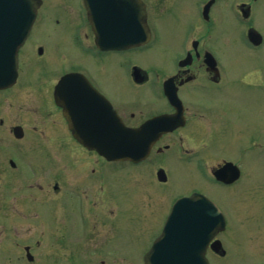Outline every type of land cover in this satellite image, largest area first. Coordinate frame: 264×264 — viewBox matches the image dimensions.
<instances>
[{
    "label": "flooded vegetation",
    "instance_id": "1",
    "mask_svg": "<svg viewBox=\"0 0 264 264\" xmlns=\"http://www.w3.org/2000/svg\"><path fill=\"white\" fill-rule=\"evenodd\" d=\"M34 1L38 12L19 50L17 80L0 87L5 255L15 248L31 264H145L153 244H143L146 224L163 222V229L177 199L200 193L218 205L226 225L214 232L206 257L210 264L232 260L238 242L225 233L230 210L238 217V178L231 180L238 175V123L255 129L246 138L251 148L264 147V77L253 81L263 90L259 98L244 103L256 112H239L238 60L225 55L243 32L262 34L255 16L264 0H141L151 40L107 52L96 46L83 0ZM75 16L83 24L78 36L70 28L57 33ZM74 72L81 74L68 85L76 90V139L55 97L62 77ZM164 115L172 124L152 127L167 131L140 162L108 161L80 142L78 132L107 129L114 116L138 129ZM228 163L223 177L231 182L218 180L216 172ZM174 167L177 178L187 174L193 184L169 205L158 189L173 195Z\"/></svg>",
    "mask_w": 264,
    "mask_h": 264
},
{
    "label": "water",
    "instance_id": "2",
    "mask_svg": "<svg viewBox=\"0 0 264 264\" xmlns=\"http://www.w3.org/2000/svg\"><path fill=\"white\" fill-rule=\"evenodd\" d=\"M92 0H86L91 5ZM101 6L100 15L93 20L94 28L99 37L98 45L103 50L120 49L131 45L146 42L148 34L143 20L146 12L143 5H135L131 0L123 2V30L122 35L112 33L108 0H97ZM100 7V6H99ZM36 14V5L31 0H0V28L8 30L11 40L0 41V86L12 84L17 76L18 56L17 51L27 36ZM26 31L23 32V29ZM66 83L76 84V74L67 75L60 83L59 88ZM60 90V89H59ZM58 95V92H57ZM74 104L67 105L66 114L71 128L76 132V94L71 95ZM166 124V125H164ZM172 123L168 116L157 117L142 129L128 130L118 121L113 120L110 128L104 131H92L87 139H82L85 144L98 151L109 160L144 158L158 132L151 130L153 125L170 126ZM162 127V126H160ZM83 132H79L82 136ZM161 133V131H160ZM88 135V134H87ZM221 172L217 175L220 176ZM240 170L238 169V179ZM205 213V220L210 222L208 227L198 228L188 224V221L200 219L201 213ZM202 213V214H203ZM216 220H221L216 206L206 197L195 194L190 198L179 200L163 234L155 242L154 246L145 258L146 264H207L204 259L205 248L208 244L212 225ZM203 229V230H202ZM202 230V231H200ZM197 235L202 238L200 241Z\"/></svg>",
    "mask_w": 264,
    "mask_h": 264
},
{
    "label": "rangeland",
    "instance_id": "3",
    "mask_svg": "<svg viewBox=\"0 0 264 264\" xmlns=\"http://www.w3.org/2000/svg\"><path fill=\"white\" fill-rule=\"evenodd\" d=\"M262 3L255 16V25L262 31L264 36V1ZM186 18H189V16H186ZM77 24L75 16L74 19L63 20L56 27V31L62 36L61 30L64 31L65 28H70L69 31L75 32L76 36H78L83 24ZM51 26L54 25L50 23ZM38 27L44 28L47 26L41 23ZM87 33L88 31H82V35ZM38 37L40 36L38 35ZM241 37L242 42H238V46L235 49L227 52L225 59L238 60V111L245 114L246 112H256L257 110L254 105H244L245 100L247 99L250 102L253 99H257L259 98L258 94L263 91L260 86H254L253 81H256L257 77H264V45L259 49H251L247 45L244 32ZM44 38L50 44L48 37L44 36ZM53 43L54 41H52ZM52 49V46L49 47V50ZM54 53L57 52L55 51ZM68 54L71 58L73 57V52L68 51ZM79 55L80 51L76 49V59ZM58 63L59 60L56 61V64ZM249 125H252V123H249ZM238 129H241L242 137H239L238 130V165L242 171L241 179L238 181V217L236 213L230 210L232 227L225 233L227 239L233 238V240L238 242V245L232 244L231 248L234 258L230 261H225L224 264H234L235 262L238 264H260L264 263V147L251 148L250 144L246 142V138L251 136V133L255 130L254 128H252V131H248L245 127V122L242 124L239 122ZM242 144L244 147L240 146ZM175 170L176 167L172 169V173L177 178L178 171L175 173ZM177 183L176 190L174 189L171 193L174 196H170L169 191L163 187L158 189V192L166 196L161 203L164 202L170 205L175 197L184 193L193 184V180H190L189 176L185 174L177 178ZM211 193L216 196L219 191L215 190ZM218 203L221 205L219 201ZM166 210L168 211V208ZM162 225L163 222H158L157 224H146V227L143 228V244L146 249L160 234ZM4 251V249L0 248V264H31L23 258L20 260L19 249H10V251H7L9 252L7 256Z\"/></svg>",
    "mask_w": 264,
    "mask_h": 264
}]
</instances>
